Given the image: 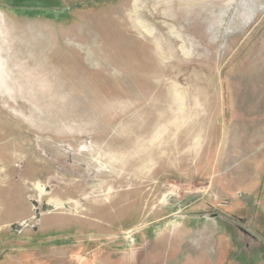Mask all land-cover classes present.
<instances>
[{
    "label": "rangeland",
    "instance_id": "rangeland-1",
    "mask_svg": "<svg viewBox=\"0 0 264 264\" xmlns=\"http://www.w3.org/2000/svg\"><path fill=\"white\" fill-rule=\"evenodd\" d=\"M185 239L264 264V0H0V264Z\"/></svg>",
    "mask_w": 264,
    "mask_h": 264
},
{
    "label": "crops",
    "instance_id": "crops-1",
    "mask_svg": "<svg viewBox=\"0 0 264 264\" xmlns=\"http://www.w3.org/2000/svg\"><path fill=\"white\" fill-rule=\"evenodd\" d=\"M179 243L182 244V248H187L185 249V253L183 255L184 259H185V262L187 264H208L206 259H207V256L209 254V249H208V246L206 244H204L203 242L199 241V240H194V241H190L189 240H182L181 242H177V246H179ZM192 244V245H191ZM223 245H220L218 244L216 247L219 248V253L220 255L217 256L218 258V262L216 264H220V261L221 260V247ZM213 253L216 254L215 250H212ZM217 255V254H216ZM212 264V263H210ZM215 264V263H213Z\"/></svg>",
    "mask_w": 264,
    "mask_h": 264
}]
</instances>
